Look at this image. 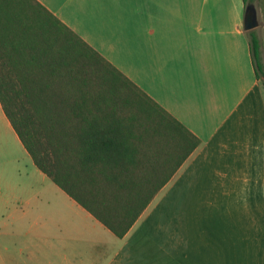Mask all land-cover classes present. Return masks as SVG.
Returning a JSON list of instances; mask_svg holds the SVG:
<instances>
[{"label":"crops","instance_id":"0c3cea01","mask_svg":"<svg viewBox=\"0 0 264 264\" xmlns=\"http://www.w3.org/2000/svg\"><path fill=\"white\" fill-rule=\"evenodd\" d=\"M35 1L199 142L120 237L28 156L39 183L54 186L48 192L55 193L59 209L43 200L44 208H32L29 225L36 232L27 243L16 236L0 239V264H264V86L243 33V0ZM28 9L21 15L33 19ZM259 24L254 28L264 63ZM2 29L0 67L17 49V37L28 40V34ZM18 51L30 49L23 44ZM18 150L24 148L0 106V184ZM5 192L0 186V195ZM28 212L7 215L16 220Z\"/></svg>","mask_w":264,"mask_h":264},{"label":"trees","instance_id":"16d2710c","mask_svg":"<svg viewBox=\"0 0 264 264\" xmlns=\"http://www.w3.org/2000/svg\"><path fill=\"white\" fill-rule=\"evenodd\" d=\"M26 6L33 19L21 15ZM3 27L28 34L15 45L29 53L12 47L0 67V106L21 145L38 170L122 236L198 139L37 1L0 0ZM243 33L264 86L258 31Z\"/></svg>","mask_w":264,"mask_h":264},{"label":"rangeland","instance_id":"374dc122","mask_svg":"<svg viewBox=\"0 0 264 264\" xmlns=\"http://www.w3.org/2000/svg\"><path fill=\"white\" fill-rule=\"evenodd\" d=\"M251 4L254 5L256 10V19L260 23L258 30L262 27L264 23V0H251ZM250 3V2H247ZM246 3V4H247ZM14 160L8 164V169L6 170V176L3 184H0L2 188L6 187V192L4 195H0V214H3V219L0 220V239L16 236L24 239V243H27V239L33 235L36 230L33 229L32 225H29L32 220V213L30 210L32 208H44L50 206L55 209H59L56 196L53 191L55 188L49 182L48 187L43 186L42 183L36 179L35 174H33V165L30 163V159L26 152L18 150L14 152ZM36 173V172H35ZM43 186V187H42ZM36 191L39 192V198L32 197ZM48 202V205H47ZM12 209L15 211H29L24 217H17L16 220H12L10 216L7 215ZM47 209V208H45ZM47 231L46 229H44ZM54 232V228L50 229V233ZM25 253L26 251L23 250ZM24 264H32L25 260ZM37 264V263H36ZM60 264V263H57ZM154 264H158V261H154Z\"/></svg>","mask_w":264,"mask_h":264},{"label":"water","instance_id":"95a60500","mask_svg":"<svg viewBox=\"0 0 264 264\" xmlns=\"http://www.w3.org/2000/svg\"><path fill=\"white\" fill-rule=\"evenodd\" d=\"M256 10L253 4L247 3L244 6L243 16H242V28L244 30H250L256 27Z\"/></svg>","mask_w":264,"mask_h":264}]
</instances>
